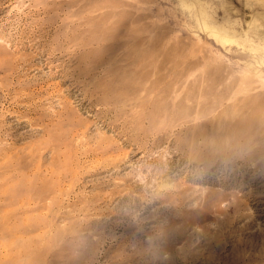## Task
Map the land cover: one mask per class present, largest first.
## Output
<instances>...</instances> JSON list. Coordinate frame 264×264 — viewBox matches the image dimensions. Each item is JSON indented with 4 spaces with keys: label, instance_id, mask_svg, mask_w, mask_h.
Wrapping results in <instances>:
<instances>
[{
    "label": "rangeland",
    "instance_id": "rangeland-1",
    "mask_svg": "<svg viewBox=\"0 0 264 264\" xmlns=\"http://www.w3.org/2000/svg\"><path fill=\"white\" fill-rule=\"evenodd\" d=\"M0 264H264V0H0Z\"/></svg>",
    "mask_w": 264,
    "mask_h": 264
}]
</instances>
